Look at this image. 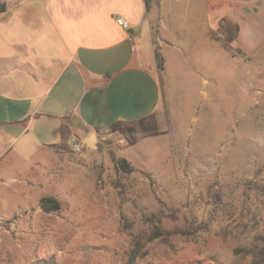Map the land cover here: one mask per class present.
<instances>
[{"label":"rangeland","instance_id":"obj_1","mask_svg":"<svg viewBox=\"0 0 264 264\" xmlns=\"http://www.w3.org/2000/svg\"><path fill=\"white\" fill-rule=\"evenodd\" d=\"M248 24L262 29L249 57L168 56L167 131L138 124L2 164L0 264H251L264 246V16ZM45 196L60 208L43 211Z\"/></svg>","mask_w":264,"mask_h":264},{"label":"crops","instance_id":"obj_2","mask_svg":"<svg viewBox=\"0 0 264 264\" xmlns=\"http://www.w3.org/2000/svg\"><path fill=\"white\" fill-rule=\"evenodd\" d=\"M261 16L264 0H0V166L138 124L167 131L168 56L204 66L214 50L232 55L216 39L232 25L231 46L249 57L262 29L243 26Z\"/></svg>","mask_w":264,"mask_h":264},{"label":"trees","instance_id":"obj_3","mask_svg":"<svg viewBox=\"0 0 264 264\" xmlns=\"http://www.w3.org/2000/svg\"><path fill=\"white\" fill-rule=\"evenodd\" d=\"M237 31V27L232 25L223 27L222 30L224 32H229L226 36L220 35L217 36L216 39L221 43L222 47H224L226 50H228L232 55H235L237 53L242 54L240 49H234L231 46V43L234 41V31ZM233 31V32H232ZM156 61L159 69L163 68V62L162 57L159 53H156ZM116 164L124 171H130L131 167L126 159L124 158H118L116 160ZM39 205L45 212H52L56 211L60 208V202L52 197L45 196L40 198ZM264 263V246L259 247L253 254V258L251 261V264H263Z\"/></svg>","mask_w":264,"mask_h":264},{"label":"built area","instance_id":"obj_4","mask_svg":"<svg viewBox=\"0 0 264 264\" xmlns=\"http://www.w3.org/2000/svg\"><path fill=\"white\" fill-rule=\"evenodd\" d=\"M115 23L117 26H119L121 29H127L128 28V22L120 15H116L114 17ZM71 148L73 151L75 152H80L83 148L82 144H80L79 142H75L73 141L71 143Z\"/></svg>","mask_w":264,"mask_h":264},{"label":"water","instance_id":"obj_5","mask_svg":"<svg viewBox=\"0 0 264 264\" xmlns=\"http://www.w3.org/2000/svg\"><path fill=\"white\" fill-rule=\"evenodd\" d=\"M95 142H96V136L94 134H91L87 137L85 141V145L88 147H92L94 146Z\"/></svg>","mask_w":264,"mask_h":264}]
</instances>
